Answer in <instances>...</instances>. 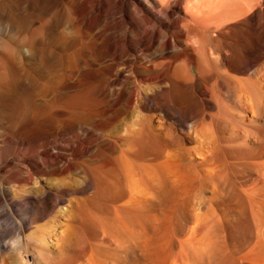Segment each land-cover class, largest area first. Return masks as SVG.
Instances as JSON below:
<instances>
[{"label": "rangeland", "instance_id": "rangeland-1", "mask_svg": "<svg viewBox=\"0 0 264 264\" xmlns=\"http://www.w3.org/2000/svg\"><path fill=\"white\" fill-rule=\"evenodd\" d=\"M38 2L32 0L30 8L34 7L33 10L28 7L30 11L27 8V14L25 13L26 28L24 31H19L15 29L12 23L14 20L10 18L11 14L14 15L18 10L15 9L17 6H14V1L0 0L3 12L6 11L8 23H12L9 24L10 30L0 33V41L4 42L8 49L5 51L0 47V58L8 61L7 74L4 77L0 76V132L7 131V135L14 141L29 140L33 135L41 140L39 144H27L20 148L21 154H25L26 158L30 159L31 154L35 153L34 156L39 158V155L45 152V149H42L44 138L48 139L50 136V140L55 139L53 129L57 128L60 139L57 140L56 145L50 147L51 152L68 158L69 150L77 146L76 142L80 134H83L80 138L87 137L81 126L87 128L86 126H89L87 124L91 123L95 116L99 120L95 123L96 127L93 125L89 130H92L93 134L106 136L113 154L111 157H105L107 159L105 162L107 165H110L109 162L112 165L99 168L92 163H86L88 171L94 170L99 173L97 175L96 172H91L95 173L96 184H99L98 191L92 188L93 186L87 187L84 192L73 193L67 196L64 202L59 203L60 205H56L57 207L53 206L47 212L38 215L41 211L35 200L29 198V193L41 187H53L54 183H61L60 178L38 176L36 177L38 182L33 183L32 186L20 185L17 175L22 173L26 176L21 168L27 166L19 163L14 157L3 161V156L0 155V190L4 191L3 195H0V207L6 206L10 217L16 223L6 235L4 234L3 247H0V264H14L16 258L8 254L9 246H6L4 241L14 239L17 234L25 246V258L33 259V264H143L138 255L148 249L147 253L156 261L160 260L159 264H183L184 261L185 264H264V244H262L264 243V45L260 54L252 52L253 55L251 54L248 63L237 62L228 66L221 63V58L227 53L230 58L238 60V45L226 44V47L225 43L221 45V43L205 42L206 44H203L205 49L202 48L205 53H197L201 79L192 81L196 86H192V79L187 78L191 82L189 87L191 85L192 88L186 89L175 84L166 87L150 80L149 74L153 76L156 73L146 68L150 61L160 63L158 57L152 56L153 54L129 52L126 44L118 40L120 37L114 38L115 36L111 39L112 43H122L121 52L128 53L129 56L116 57L114 50H108L101 41L105 40L109 32L103 26L102 18L96 11L79 15L77 4H74L65 10L45 12L40 6L41 0ZM47 20L52 21L50 24L52 23L53 26H49L55 25L53 28L55 32L48 26V30L45 29L43 35L35 36V31L42 23L48 22ZM240 22L235 24L239 26ZM242 31L244 32V29L238 28L235 34L241 36ZM238 39L236 38L237 41ZM240 41L241 39L239 43ZM52 53L60 55L58 57H61V65ZM14 61L21 62V68L16 69V66H13ZM46 61L57 67L51 77L45 76V70L44 73L42 72V68L46 69L44 64H48ZM183 62L185 61L179 59L174 68L183 71L185 76L190 75L188 74L190 70L186 68L187 63ZM94 64L99 66L92 67ZM64 65L65 69L62 67ZM68 69L71 74L66 72ZM97 69L99 77H94L92 74ZM67 77L69 79L71 77V81H68ZM57 79L62 85L54 84L58 82ZM65 83H69L71 91L80 95V103H82L80 105H85V109L87 108L84 115L89 123L87 122L86 125V120L83 124L75 123L78 119L75 114L77 116L78 113L72 111L70 107L67 108L69 105L65 107L67 95L66 88H63L66 87ZM134 91V99L131 102L130 97ZM50 92L53 94H49ZM53 97L58 102L55 101L56 99L53 100ZM55 105L62 108L60 112L63 111V106L64 109L67 108L66 111L69 109L70 120L63 121L61 115L55 112ZM57 122H60L59 125ZM10 127L12 130L10 129L9 132ZM34 161L38 169L43 167L40 159ZM173 173L176 174V178H179L178 175L183 178L185 186L181 190V197H178L181 199L175 200L177 203L174 201L165 203V200L161 201L164 177H174L171 175ZM81 175H73V180L66 182L74 186L73 188H80L85 181V176ZM130 202L136 204L135 208H130ZM162 202L165 205H162L164 204ZM179 209L182 213L181 217ZM148 214L152 215L156 222H159L158 220L165 222L161 234L150 237L149 241L142 235L145 227L141 222L139 224L138 221L132 227H128L127 223L131 215H135L138 220ZM82 217L92 218L101 226L111 219L113 224L110 230L120 247L108 246L102 240V235L90 236L85 231L82 233L83 230L78 234L77 227ZM2 223L5 222L2 220ZM46 226L53 229L52 234H56L52 235V239H56L60 233L59 249L51 246L52 250L44 249V252H40L42 255H39V252L37 253V250L28 244V240ZM136 253L137 257L132 259L131 256H136ZM200 253L203 255L200 256ZM41 256L45 257V261L40 258ZM175 256L178 257V261H175ZM94 258L97 260L95 261Z\"/></svg>", "mask_w": 264, "mask_h": 264}, {"label": "bare ground", "instance_id": "bare-ground-1", "mask_svg": "<svg viewBox=\"0 0 264 264\" xmlns=\"http://www.w3.org/2000/svg\"><path fill=\"white\" fill-rule=\"evenodd\" d=\"M14 1V6L18 8V10L15 12V14H11V19L10 20L13 25H15V29L19 31H24L27 25V16H26V10L30 5L32 4V0H13ZM38 2V0H37ZM40 2V0H39ZM38 2V3H39ZM36 3V1H35ZM37 3V5H39ZM77 4V11L78 14L80 15H85L90 12L95 11L101 16L102 21H103V26L108 29V36L105 37V40H102L101 42L107 46L108 50H114L115 51V56L120 57V58H126L128 53H122L121 51V44L124 43L128 47L129 52H139L141 54H153L152 56L158 57V60L160 63H157L155 61H150V64L146 67L147 70L153 71L155 75L150 76L149 74V79L158 83L159 85L166 86V85H172L175 84L177 86L183 87V88H192L191 85L189 87V83L194 81L195 79H201V70L200 66L198 65L197 61V53L204 52L205 50L202 51L204 48L205 49V42H215V43H225L224 45H232L234 44L238 45V60L237 59H232L228 56L227 53L224 54V56L221 58V63L224 65L232 66L235 65L237 62L241 64H246L250 60V56L252 52L254 51L257 54H260L264 45V0H41V5L43 10L46 12L48 10H65L68 9V7H72V5ZM1 5V4H0ZM32 7V5H31ZM37 7V6H35ZM75 7V6H74ZM28 8V9H29ZM34 8V7H33ZM33 8H30L33 10ZM29 9V11H30ZM39 9V7H38ZM69 11V10H68ZM6 12V11H5ZM5 12H3V8L0 6V33L4 32L9 29L10 22L8 23V18L5 16ZM57 12V11H56ZM59 12V11H58ZM26 13V14H25ZM36 13V12H35ZM43 13V11H42ZM50 13V12H49ZM44 14V13H43ZM53 14V13H52ZM56 14V13H55ZM13 15V16H12ZM29 15V14H28ZM31 15V14H30ZM51 15V14H49ZM8 16V15H7ZM9 17V16H8ZM14 19H13V18ZM33 17V16H32ZM36 18V17H35ZM45 18V17H44ZM34 19V18H32ZM53 19V17H52ZM55 19V18H54ZM30 18L28 19V21ZM48 21V20H47ZM54 21V20H53ZM243 21V22H240ZM34 22V21H33ZM32 22V23H33ZM51 20L45 23H42V25L35 31L34 35H43V31L47 29L49 25L53 24ZM73 22V21H72ZM71 22V23H72ZM240 22L241 25L237 26L235 23ZM239 23V24H240ZM10 24V25H9ZM35 24V23H34ZM55 24V23H54ZM74 24V23H73ZM235 24V25H234ZM12 25V26H13ZM39 26V25H38ZM51 27V26H49ZM48 27V28H49ZM55 27V25H54ZM54 27H51L52 29ZM74 27V26H73ZM11 28V27H10ZM240 28L241 30L244 29V32L241 34V36H237L235 34L236 29ZM10 30V29H9ZM48 30V29H47ZM57 30V28H56ZM54 31V29H53ZM34 32V31H33ZM46 32V31H45ZM52 32V31H51ZM51 32H49L51 34ZM55 32V31H54ZM52 32V33H54ZM7 33V32H6ZM48 33V35H49ZM240 33V32H239ZM238 33V34H239ZM115 36V37H114ZM99 37V36H98ZM101 37V35H100ZM112 37L118 38L120 37L122 42L121 44H116L112 43ZM32 38V37H31ZM45 38V37H44ZM236 38L241 39L239 43L236 40ZM101 40V39H100ZM95 41V40H94ZM99 41V40H98ZM104 41V42H103ZM117 41V40H116ZM236 41L238 43H236ZM44 42V41H43ZM65 42V41H64ZM73 42V41H72ZM118 43V41H117ZM99 44V43H98ZM69 45V44H68ZM226 45V47H227ZM0 47L1 49H4L5 51H8V49L5 47L4 42L0 41ZM208 47V46H207ZM15 48V47H14ZM27 50V49H26ZM234 50V49H233ZM232 50V51H233ZM237 50V47H236ZM31 51V50H30ZM68 51V50H67ZM73 51V50H72ZM125 51V49H124ZM228 51V50H227ZM35 52V51H34ZM55 52V51H54ZM69 52V51H68ZM207 52V51H206ZM49 53V52H46ZM223 53V52H222ZM254 53V54H255ZM131 54V53H130ZM55 56L58 59V62L61 65V57H58L57 53H52V56ZM62 55V54H61ZM68 55V53H67ZM139 55V54H138ZM204 55V54H202ZM253 55V54H252ZM135 56V55H133ZM201 56V55H200ZM199 56V57H200ZM63 57V56H62ZM152 57V58H154ZM68 58V57H67ZM215 58V57H214ZM116 59V58H113ZM128 59V58H127ZM137 59V58H136ZM182 59L184 60L188 65L186 67L190 71L188 74L185 76V73L183 75V71L177 70V68H174L176 65L175 63L179 60ZM47 60V59H46ZM68 60V59H67ZM84 60V59H83ZM98 60V59H97ZM112 60V58H111ZM119 60V59H118ZM122 60V59H121ZM139 60V59H137ZM11 61V60H10ZM48 61V60H47ZM46 61V63H48ZM52 61V60H51ZM91 61V60H90ZM88 61V62H90ZM140 61V60H139ZM181 61V60H180ZM87 62V63H88ZM96 62V61H95ZM108 62V61H107ZM131 62V61H130ZM136 62V61H135ZM183 62V63H185ZM8 61L1 59L0 58V76H3L7 74L6 72V65ZM53 63V61L51 62ZM82 63V62H81ZM101 63V62H100ZM109 63V62H108ZM123 63V62H122ZM137 63V62H136ZM140 63V62H139ZM21 62H16L14 61L13 66H16V69L21 68ZM54 64V63H53ZM73 64H75L73 62ZM78 64V63H77ZM86 64V62H85ZM92 64V63H91ZM105 64V63H104ZM135 64V63H134ZM133 64V65H134ZM46 65V69L42 68L45 70V76L48 75V77L52 74L54 75L55 70L57 69L56 66L48 63L44 64ZM67 65V62H66ZM139 65V64H138ZM175 65V66H174ZM239 65V64H238ZM8 66V65H7ZM43 66V67H44ZM73 66V65H72ZM75 66V65H74ZM98 67L99 65L94 64L92 67ZM131 66V65H130ZM63 69L66 67L65 65L62 66ZM77 67H79L77 65ZM76 67V68H77ZM106 67V66H105ZM10 68V67H9ZM112 68V67H111ZM12 69V68H11ZM70 69L71 66H70ZM131 69V68H130ZM140 70V69H139ZM142 70V69H141ZM145 70V69H144ZM60 71V70H59ZM76 71V70H75ZM91 71V70H89ZM136 71V69H135ZM138 71V70H137ZM187 71V70H185ZM68 74H71V71L68 69L66 71ZM83 72V71H82ZM92 72V71H91ZM97 70H94V73L92 74L94 77H99L97 76ZM102 72V71H101ZM44 73V72H43ZM58 73V70H57ZM73 77H74V72ZM148 73V71H147ZM150 73V72H149ZM64 74V73H62ZM84 74V73H83ZM82 74V75H83ZM88 74V73H87ZM132 74V73H131ZM44 76V77H45ZM70 76V75H69ZM72 76V75H71ZM112 76V75H111ZM143 76V75H142ZM190 76V77H188ZM47 77V76H46ZM51 77V76H50ZM66 77V76H65ZM77 77V76H76ZM147 77V76H145ZM144 77V78H145ZM57 78V77H56ZM126 78V77H125ZM142 78V77H140ZM187 78H191V82L187 80ZM52 79V78H51ZM50 79V80H51ZM60 80V78H58ZM57 79V80H58ZM62 79V78H61ZM68 81H71L67 77ZM73 79V78H72ZM97 79V78H96ZM137 79V78H136ZM53 80V79H52ZM55 80V79H54ZM52 81L54 84L62 85V82ZM63 81V80H62ZM65 81V80H64ZM151 81V82H152ZM199 81V80H198ZM131 82L132 79H131ZM150 82V81H149ZM197 82V80H196ZM49 82H46V84ZM51 83V82H50ZM116 83V82H115ZM153 83V82H152ZM199 83V82H198ZM197 83V84H198ZM66 87L64 86L63 88H66L67 90V95L65 97V107L66 105H69L67 108L70 107V109L75 110L78 115L75 117L77 120H75V123H80L83 124L85 121V125L88 122L86 119L84 113L86 112L85 105L82 106L80 104L81 98L80 95L76 94L75 91H71L69 83H65ZM73 84V83H72ZM193 84V82H192ZM53 85V84H50ZM49 85V86H50ZM74 85V84H73ZM112 85V84H111ZM131 85V84H130ZM128 85V86H130ZM136 85V84H135ZM193 84L192 86H194ZM55 86V85H54ZM53 86V87H54ZM75 86V85H74ZM107 86V85H106ZM105 86V87H106ZM113 86V85H112ZM127 86V87H128ZM174 86V85H173ZM196 86V85H195ZM47 87V86H46ZM94 87V86H93ZM110 87V86H109ZM157 87H159L157 85ZM167 87V86H166ZM172 87V86H171ZM232 87V86H231ZM136 88V87H135ZM51 89V88H50ZM62 89V88H61ZM124 89V88H123ZM127 89V88H126ZM162 89V88H160ZM164 89V88H163ZM170 89V88H169ZM48 90V89H46ZM45 90V91H46ZM74 90V89H72ZM76 90V89H75ZM115 90V89H114ZM114 90L112 92H114ZM117 90V89H116ZM115 90V91H116ZM168 90V89H167ZM172 90V88H171ZM197 90V87H196ZM54 91V90H50ZM229 91V90H228ZM121 92V91H120ZM50 92L49 94H51ZM133 93V92H131ZM53 94V93H52ZM208 94V93H207ZM232 94V93H231ZM113 95V94H112ZM115 95V94H114ZM128 94H126L127 96ZM131 95V94H130ZM135 91L131 95V102L134 99ZM125 96V97H126ZM83 97V96H82ZM121 97V96H120ZM124 97V96H123ZM139 97V96H138ZM129 98V99H130ZM140 98V97H139ZM250 98V97H249ZM56 99L53 97V100ZM124 99V98H123ZM139 100V99H136ZM244 100V99H242ZM240 100V101H242ZM50 101V100H49ZM57 101V99L55 100ZM54 102V104L57 102ZM118 101V100H117ZM129 101V100H128ZM64 102V101H63ZM62 102V104H63ZM121 102V101H120ZM119 102V104H120ZM52 103V102H51ZM129 103V102H128ZM59 104V103H58ZM86 104V103H85ZM132 104V103H130ZM134 104V103H133ZM247 104V103H246ZM115 105V103H114ZM63 106V105H62ZM117 106V105H116ZM41 107V106H40ZM59 107V109H58ZM55 105V112L57 114L61 115V118L63 121H68L70 118V113L69 109L66 111L64 109L65 107L63 106V111L60 112L62 108L60 106ZM57 108V109H56ZM91 109H94L91 107ZM52 110V111H54ZM65 110V111H64ZM51 111V112H52ZM70 111V112H72ZM48 112V111H47ZM75 112V113H76ZM93 110L91 111V113ZM97 115V114H96ZM101 115V114H100ZM16 116V115H15ZM74 117V119H75ZM101 117V116H100ZM21 120V119H20ZM50 120V119H49ZM70 120V119H69ZM99 120V119H98ZM95 116L92 118V122L87 124L89 126H86L87 128H84L82 125V131L86 133L84 138H80L82 135L80 134V137L78 141L76 142V147L72 148L69 150L70 155H68V158H63L60 155L54 154L51 152V146L56 145L58 142L57 140L60 139L58 136H60L59 129H53V135H56L54 137L55 139L50 140V136L48 139L44 138V142L42 144V149H45V152L41 153V150L39 153H41V156L39 155V158L34 156V150L31 154H29L30 159L26 158L25 154H21L20 148L26 146L27 144H39L41 140H38L34 135L31 136L29 140H19V141H14L11 140L10 136L7 135V131L0 132V155L3 156V161H7L9 157H14L16 158L19 163H22L26 165L27 167H22L21 171L26 173V176H24L22 173L17 175L18 177V183L23 186L27 187L29 185L32 186L33 183H37L38 181L36 180V177H53V178H60L59 181L61 183H54L55 186L51 187H41L38 188L32 192L29 193V198L34 199L35 202L38 204V208L41 212L38 213V215L43 214V212H47L51 207L58 205L59 203H62L65 201L66 197L73 194V193H82L84 192L87 187L93 186L92 188H96L98 191V186L99 184H96V177L95 173H91L86 169V163H92L94 165H97L99 168L104 167L107 165L105 162L107 159L105 157H111L113 154V149L111 145L109 144L108 140H106V136H101L100 134H93L89 129V127H93L95 123L98 121ZM24 121V120H23ZM79 121V122H78ZM101 121V118H100ZM2 122V121H1ZM15 123V122H14ZM21 123V122H20ZM58 123V122H57ZM60 123V122H59ZM58 123V125H59ZM101 123V122H100ZM98 124V123H97ZM61 125V124H60ZM64 126V125H63ZM59 127V126H58ZM96 127V125H95ZM101 127V126H100ZM6 128V127H5ZM9 128V132L10 129ZM63 127H61L62 129ZM8 129V128H7ZM6 130V129H5ZM12 130V129H11ZM14 130V129H13ZM81 130V129H79ZM32 131V130H31ZM51 131V130H49ZM65 131V129H64ZM75 131V130H74ZM102 132V130H100ZM48 133V132H47ZM81 133V132H80ZM99 133V132H98ZM11 134V133H9ZM51 134V133H50ZM36 135V134H35ZM63 135V133H62ZM73 135V133H72ZM78 135V133L76 134ZM104 135V134H103ZM39 136V135H38ZM52 136V135H51ZM46 138L48 136H45ZM62 137V136H61ZM72 138V137H71ZM74 138V137H73ZM130 138V137H129ZM42 139V138H40ZM123 139V138H122ZM54 140V141H53ZM62 140V138H61ZM64 140V139H63ZM68 141V139H66ZM73 139H71L72 141ZM43 141V140H42ZM131 142H134L131 140ZM74 143V141H73ZM10 145V146H9ZM9 146V147H8ZM14 146V148H12ZM41 147V146H40ZM16 148V149H15ZM33 148V147H32ZM26 149V148H25ZM30 149V148H29ZM132 149V148H131ZM6 150H8L6 153ZM31 150V149H30ZM39 151V150H37ZM35 151V152H37ZM44 151V150H43ZM25 152V151H24ZM10 153V156L8 154ZM38 153V154H39ZM7 154V156H6ZM111 154V155H110ZM110 155V156H109ZM20 156H23L22 158ZM172 157V156H169ZM34 159H40L42 162L43 167L38 169L37 166H35V161ZM171 160V159H170ZM1 161V160H0ZM113 161V160H111ZM169 162V161H167ZM113 163V162H112ZM161 163V162H160ZM174 163V162H173ZM172 163V164H173ZM176 163V161H175ZM112 165L110 162L108 163ZM115 164V163H114ZM162 164V163H161ZM160 164V165H161ZM171 164V163H170ZM110 165H107L110 166ZM169 165V164H168ZM19 166V165H18ZM40 166V165H39ZM115 166V165H114ZM21 167V166H20ZM106 167V166H105ZM179 167V166H176ZM112 168V166H111ZM172 168V167H171ZM169 168V169H171ZM92 169V168H91ZM96 169V168H95ZM114 169V168H113ZM168 169V170H169ZM181 169V168H179ZM101 170V169H99ZM167 170V169H166ZM112 171V170H111ZM151 171V170H150ZM12 172V171H11ZM16 172V173H17ZM97 173V171H94ZM181 173V171H179ZM186 172V171H185ZM15 173V174H16ZM105 173V172H104ZM237 173V172H236ZM83 174L85 176V181L82 186L73 188L71 185H69L66 181L67 180H73L72 176L73 175H81ZM99 173H97L98 175ZM110 174V173H109ZM150 174V173H149ZM170 174V173H169ZM259 174V173H258ZM108 175V174H107ZM147 175V174H146ZM171 175H174L171 174ZM176 175V174H175ZM174 175L173 176H166L167 178L164 177L165 182H164V189L163 192L161 193V201L165 200L170 201V202H175L177 199H181L178 197H181L182 189L185 186V182L183 181V178L179 176V178H176ZM182 175V174H181ZM196 175V174H195ZM194 175V176H195ZM82 176V175H81ZM80 176V178H81ZM149 176V175H148ZM159 176V175H158ZM83 177V176H82ZM115 177V176H114ZM186 177V176H185ZM193 177V176H192ZM158 178V177H157ZM84 179V178H83ZM156 179V177H155ZM159 179V178H158ZM164 179H162L164 181ZM262 179V178H261ZM103 180V179H102ZM147 180V179H146ZM111 181V180H110ZM115 181V180H114ZM161 180H159L160 182ZM162 181V182H163ZM106 182V181H105ZM109 182V181H108ZM161 182V183H162ZM158 183V182H157ZM163 185V184H162ZM161 185V186H162ZM76 187V186H75ZM116 187V186H115ZM189 187V186H188ZM1 189V188H0ZM105 190V189H104ZM3 190H0V195H3ZM95 192V190H94ZM264 192V191H263ZM243 193V192H242ZM247 194V193H246ZM252 195V194H251ZM254 195V194H253ZM256 195V194H255ZM115 196V195H114ZM2 197V196H1ZM142 197V196H140ZM27 198V197H26ZM30 199V200H31ZM145 199V198H144ZM121 200V199H120ZM249 200V199H248ZM252 200V199H251ZM67 201V200H66ZM74 201V200H73ZM86 201V200H85ZM139 201V200H138ZM250 201V200H249ZM121 202V201H120ZM262 202V201H261ZM264 202V201H263ZM74 203V202H73ZM87 203V202H86ZM164 203V202H162ZM162 204V205H165ZM177 203V202H175ZM70 204V203H69ZM170 204V203H169ZM60 205V204H59ZM135 203L130 202L129 206L130 208H135ZM161 205V204H160ZM172 205V204H171ZM86 206V205H85ZM101 206V205H100ZM173 206V205H172ZM170 206V207H172ZM174 206H176L174 204ZM264 206V205H263ZM54 207V208H55ZM142 207V206H141ZM188 207V206H187ZM192 208V207H191ZM9 210V209H8ZM6 206L0 207V247L2 248V242L4 240V234L8 233L11 230L12 225H16L15 221L10 217L9 212H8ZM181 210L179 209L178 212ZM202 211V210H201ZM82 212V211H81ZM101 212V211H100ZM160 212V211H159ZM177 212V213H178ZM248 212V211H247ZM164 213V212H163ZM249 213V212H248ZM187 214V213H186ZM246 214V213H245ZM254 214V213H253ZM256 214V213H255ZM180 217L182 213H179ZM64 216V215H63ZM70 215H68L69 217ZM198 216V214H197ZM139 217V216H138ZM158 217V216H157ZM120 218V217H119ZM171 218V217H170ZM197 218V217H196ZM247 218V217H245ZM257 218V217H256ZM160 219V218H159ZM241 219V218H239ZM2 220L5 223H2ZM67 221V219H65ZM111 220V219H110ZM110 220L105 221V223L101 226L98 225L94 219L92 218H87V217H82L79 219V225L77 227V232L83 230L89 234L90 236H97V235H102L103 239L108 246H113L119 248L117 239L115 235L112 233L110 230L111 223ZM128 227H132L137 222L139 221L144 225V235L145 239H148L150 237L160 235L162 229L164 228V221L158 220L159 222H156L155 219L153 218L152 215H144L141 216L138 220L135 215H131L130 218L127 219ZM166 220V219H165ZM170 220V219H169ZM173 220V219H171ZM206 221V220H205ZM208 221V220H207ZM11 222V223H10ZM60 222V221H59ZM178 222V221H177ZM192 222V221H191ZM262 222V221H261ZM167 223V222H166ZM204 223V222H203ZM193 224V223H192ZM263 224V223H262ZM60 225V224H59ZM203 225V224H202ZM62 226V225H61ZM171 226V225H170ZM168 226V227H170ZM190 226V225H188ZM200 226V225H199ZM204 226V225H203ZM114 227V226H113ZM176 227V226H175ZM208 227V225L206 226ZM124 228V227H123ZM196 228V226H195ZM42 229V228H41ZM134 229V228H133ZM167 229V228H166ZM169 229V228H168ZM262 229V228H261ZM71 230V229H70ZM178 230V229H177ZM260 230V229H259ZM52 231L53 229L49 226H46L45 229H42L39 231L37 234L29 237L28 244L34 247L35 250H37V253L40 255L44 249H51V246L57 247L56 249H59V239L58 236H60L58 233V236L56 239H52ZM142 231V230H141ZM167 231V230H166ZM169 231V230H168ZM189 230H187L188 232ZM192 231V230H191ZM57 232V231H56ZM63 232V230L61 231ZM164 232V231H163ZM162 232V233H163ZM183 232V231H182ZM208 232V231H207ZM222 232V231H221ZM226 232V231H225ZM138 233V232H137ZM195 233H197L195 231ZM62 234V233H61ZM77 234V233H76ZM77 234V236H78ZM134 234V233H133ZM132 234V236H133ZM192 234V232H191ZM190 234V236H191ZM202 234V233H201ZM223 234V233H222ZM227 234V233H226ZM225 234V236H226ZM56 235V234H54ZM53 235V236H54ZM63 235V234H62ZM61 235V236H62ZM128 235V233H127ZM130 235V234H129ZM141 235V234H140ZM164 235V233H163ZM183 235V234H182ZM199 236V234L197 233ZM221 235V234H219ZM219 235L217 237H219ZM118 236V235H117ZM121 236V235H120ZM179 236V235H178ZM181 236V235H180ZM194 236V233L193 235ZM191 236V237H192ZM260 236V235H259ZM143 237V238H144ZM170 237V236H169ZM184 237V236H183ZM197 237V236H196ZM264 237V236H263ZM76 238V237H75ZM142 238V239H143ZM157 238V237H156ZM160 238V237H159ZM259 238V237H258ZM262 238V235H261ZM66 239V238H65ZM128 239V238H127ZM130 239V238H129ZM180 239V238H179ZM185 239V238H184ZM190 239V238H189ZM227 239V238H226ZM260 239V238H259ZM76 240V239H75ZM126 240V239H125ZM168 240V239H165ZM172 240V238L170 239ZM193 240V239H192ZM207 240V239H206ZM222 240V239H220ZM158 241V240H157ZM164 241V240H163ZM177 241V240H176ZM186 241V240H184ZM136 242V241H135ZM151 242V241H150ZM187 242V241H186ZM190 242V241H189ZM227 242V241H226ZM225 242V243H226ZM258 242V241H257ZM149 243V242H148ZM159 243V242H158ZM161 243V242H160ZM197 243V242H195ZM167 244V243H166ZM165 244V245H166ZM178 244V242H177ZM186 244V243H185ZM201 244V243H200ZM229 244V242L227 243ZM264 244V243H262ZM82 245V244H81ZM151 245V244H150ZM187 245V244H186ZM193 245V244H192ZM223 245V244H222ZM221 245V246H222ZM131 246V245H130ZM159 246V244H158ZM182 246V245H181ZM191 246V245H190ZM201 246V245H200ZM127 247V246H126ZM183 247V246H182ZM199 247V246H198ZM69 248V246H68ZM166 248V247H165ZM177 248V247H176ZM185 248V247H184ZM195 247H193L194 249ZM205 248V247H204ZM203 248V249H204ZM222 248V247H220ZM64 250V248H62ZM83 249V248H82ZM96 249V248H95ZM110 249V248H109ZM127 249V248H126ZM125 249V250H126ZM189 249V248H188ZM201 249V248H200ZM52 250V249H51ZM93 250V249H92ZM99 250V249H98ZM128 250V249H127ZM139 250V249H138ZM186 250V249H185ZM198 250V248H197ZM206 250V249H205ZM218 250V249H217ZM255 250V249H254ZM257 250V249H256ZM59 251V250H58ZM97 251V250H96ZM95 251V253H96ZM110 251V250H109ZM122 251V250H121ZM120 251V252H121ZM124 251V250H123ZM135 251V250H134ZM149 251V249H148ZM148 251H145L146 253ZM176 251V250H175ZM174 251V252H175ZM191 250H189L190 252ZM214 251V250H213ZM222 251V250H221ZM44 252V251H43ZM61 252V251H60ZM112 252V251H111ZM128 252V251H127ZM144 252V253H145ZM152 252V251H151ZM159 252V251H158ZM196 253V251H194ZM203 252V251H202ZM208 252V251H207ZM217 252V251H216ZM225 252V251H224ZM54 253V252H53ZM59 253V252H57ZM100 253V252H99ZM124 253V252H122ZM129 253V252H128ZM127 253V254H128ZM142 254L138 255L136 253V256L133 255L131 256L132 259L138 257L143 261V264H159L160 260L156 261L154 257L152 258L150 254ZM179 253V252H178ZM177 253V255H178ZM182 253V252H181ZM211 253V252H209ZM208 253V254H209ZM213 253V252H212ZM215 253V252H214ZM220 254V252H218ZM223 253V252H222ZM221 253V254H222ZM228 253V251H227ZM226 253V254H227ZM264 253V252H263ZM134 254V253H133ZM168 254V253H167ZM188 254V252L186 253ZM194 254V253H193ZM202 256L203 254L200 253ZM216 254V253H215ZM42 255V254H41ZM47 255V254H46ZM62 255V254H61ZM87 255V254H86ZM101 255V254H100ZM110 255V254H108ZM113 255V254H112ZM111 255V256H112ZM149 255V256H148ZM183 255V254H182ZM213 255V254H212ZM235 255V254H234ZM252 255V254H251ZM264 255V254H263ZM44 256V255H43ZM93 256V255H92ZM97 256V254H96ZM115 256V254H114ZM187 256V255H186ZM189 256V255H188ZM205 256V255H204ZM248 256V255H247ZM39 257V256H38ZM176 259H178L177 256H175ZM212 257V256H211ZM235 257V256H234ZM233 257V258H234ZM41 259L45 261V257H40ZM111 258V257H110ZM129 258V257H128ZM161 258V257H159ZM196 258V257H195ZM204 258V257H203ZM208 258V255H207ZM214 258V257H213ZM238 258V257H237ZM246 258V257H245ZM27 259V258H26ZM36 259V258H35ZM34 259V260H35ZM89 259V258H88ZM93 259V257H92ZM91 259V261H92ZM120 259V258H118ZM158 259V258H157ZM166 259V258H164ZM163 259V260H164ZM206 259V258H205ZM216 259V258H215ZM229 259V258H228ZM263 259V258H262ZM29 264H31L32 260L27 259ZM37 260V259H36ZM87 260V259H86ZM95 260V258H94ZM97 260V259H96ZM95 260V261H96ZM99 260V259H98ZM105 260V259H104ZM123 260V259H122ZM189 260V259H188ZM199 260V259H197ZM239 260V259H238ZM90 261V262H91ZM128 261V260H127ZM132 261V260H131ZM174 261V262H175ZM178 261V260H177ZM182 261L183 256H182ZM215 261V260H214ZM229 261V260H227ZM251 261V260H250ZM89 262V261H88ZM113 262V261H112ZM116 262V261H115ZM172 262V259H171ZM185 262V261H184ZM183 262V264H185ZM189 262V261H188ZM212 262V260H211ZM233 262V261H232ZM260 262V261H259ZM35 263V262H34ZM46 263V262H45ZM84 263V262H83ZM94 263V262H93ZM176 263V262H175ZM179 263V262H178ZM210 263V262H209ZM216 263V262H215ZM220 263V262H219ZM222 263V262H221ZM224 263V262H223ZM243 263V261H242ZM33 264V262H32ZM36 264V263H35ZM86 264V263H84ZM113 264V263H112ZM169 264V263H168ZM226 264V263H225ZM244 264H249V263H244Z\"/></svg>", "mask_w": 264, "mask_h": 264}, {"label": "clouds", "instance_id": "clouds-1", "mask_svg": "<svg viewBox=\"0 0 264 264\" xmlns=\"http://www.w3.org/2000/svg\"><path fill=\"white\" fill-rule=\"evenodd\" d=\"M4 244L9 246V255L15 256L14 264H29L26 257V249L19 234L14 239L5 240Z\"/></svg>", "mask_w": 264, "mask_h": 264}]
</instances>
